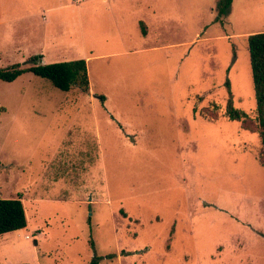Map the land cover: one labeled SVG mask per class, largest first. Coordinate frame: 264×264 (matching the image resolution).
Here are the masks:
<instances>
[{"label":"rangeland","instance_id":"rangeland-1","mask_svg":"<svg viewBox=\"0 0 264 264\" xmlns=\"http://www.w3.org/2000/svg\"><path fill=\"white\" fill-rule=\"evenodd\" d=\"M217 1L0 0V68L42 52L90 79L0 81V197L29 225L0 236V264H264L247 40L264 0L218 21ZM227 79L246 121L225 114Z\"/></svg>","mask_w":264,"mask_h":264},{"label":"trees","instance_id":"trees-1","mask_svg":"<svg viewBox=\"0 0 264 264\" xmlns=\"http://www.w3.org/2000/svg\"><path fill=\"white\" fill-rule=\"evenodd\" d=\"M232 3L233 0L217 1V21L230 13ZM145 33L146 32L144 31V34ZM247 40L252 81L256 97L255 121L262 143L260 162L264 168V31L248 35ZM41 57L42 54H37L31 59L37 62ZM26 72H32L37 76L49 80L55 87L63 91H69L72 87H77L83 92H87L90 89L88 64L85 58L57 61L46 64L35 63L30 67H21L19 63H14L5 68H0V81L13 82ZM225 86L228 89L225 114L231 120L246 121L250 118V113L235 106L233 93L228 79L225 82ZM101 98L105 99L103 95H101ZM219 107V104L213 103L211 108L213 113L203 111L204 117H206L209 121H215L217 119L216 109ZM27 227L28 216L22 197H0V235L16 230H22ZM108 257L114 258L115 255L109 254ZM99 258V256H95L91 264H99Z\"/></svg>","mask_w":264,"mask_h":264},{"label":"crops","instance_id":"crops-1","mask_svg":"<svg viewBox=\"0 0 264 264\" xmlns=\"http://www.w3.org/2000/svg\"><path fill=\"white\" fill-rule=\"evenodd\" d=\"M32 54V53H31ZM37 54H42V57L40 58V59H42V60H40L41 62V64H46V63H48L47 61H49V63H52V62H50V61H55L56 59L58 60V58L57 57H55V56H51L50 57V60H47L46 58H45V54L44 53H42V52H38V53H35V54H33V55H37ZM28 213V212H27ZM27 216H28V214H27ZM29 226V225H28ZM19 230H16V232H18ZM13 233H15V232H13ZM1 236V235H0Z\"/></svg>","mask_w":264,"mask_h":264}]
</instances>
